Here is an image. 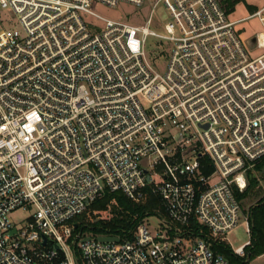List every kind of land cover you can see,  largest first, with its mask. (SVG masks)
<instances>
[{
    "label": "built area",
    "instance_id": "built-area-1",
    "mask_svg": "<svg viewBox=\"0 0 264 264\" xmlns=\"http://www.w3.org/2000/svg\"><path fill=\"white\" fill-rule=\"evenodd\" d=\"M122 2L162 4L164 33L151 16L136 25L94 9ZM0 7L21 24L0 29V264H79L77 251L81 264H230L213 245L238 224L236 190L264 160V30L244 40L236 26H264V5L238 20L221 0ZM149 36L166 41L164 72L146 54ZM107 190L156 196L159 230L143 218L119 242L75 234ZM17 209L29 213L21 228Z\"/></svg>",
    "mask_w": 264,
    "mask_h": 264
},
{
    "label": "rangeland",
    "instance_id": "rangeland-1",
    "mask_svg": "<svg viewBox=\"0 0 264 264\" xmlns=\"http://www.w3.org/2000/svg\"><path fill=\"white\" fill-rule=\"evenodd\" d=\"M249 5H253L257 7V10L264 5V0H245L237 3L235 9L228 13L229 17L232 20L243 19L250 14L254 13ZM95 11L105 17L112 19H125L132 24L136 25H147V20L151 16L152 22L149 24V28L151 30L156 31L157 33H164V23H166L170 17L166 8L160 4L154 8L151 13L152 6L142 5L138 6L131 3L122 2L116 7H110L107 5L99 4L95 8ZM84 18L87 21H94L98 25H102L101 20L84 14ZM2 28H12V29H21V24L19 19L14 14V12L10 8H1L0 7V29ZM237 30L240 33V36L245 40L247 38L255 36L259 31L264 30L263 23L261 22L259 17H253L246 19L236 26ZM166 41H162L157 36H149L147 45H146V54L149 57L150 61L154 63L157 68L164 72L167 68L168 58L166 55L161 54L166 47ZM262 49H255L252 53L254 55H258L262 53ZM259 184L254 187L251 195L245 200L242 201V214L240 215V220L238 224L231 230H229L225 239L226 242L231 246L233 250L244 246L248 241L251 240V233L248 231V226L246 222L245 216L248 214V210L251 205L255 204L258 199L264 196V177L259 175ZM29 213L22 210L17 209L12 211L9 215L11 221L17 225L19 228L24 226L27 223V217ZM95 217L96 220L100 218H108L109 213L107 212H99L94 213L90 210L88 214V221H92ZM146 224L149 225L152 231L159 230L160 226V217L156 213L147 214L143 220ZM86 236H97L92 230L86 229L83 233V237ZM249 264H264V254L253 258Z\"/></svg>",
    "mask_w": 264,
    "mask_h": 264
},
{
    "label": "trees",
    "instance_id": "trees-1",
    "mask_svg": "<svg viewBox=\"0 0 264 264\" xmlns=\"http://www.w3.org/2000/svg\"><path fill=\"white\" fill-rule=\"evenodd\" d=\"M245 0H221L223 7L227 13H231L237 3ZM254 12L256 6L249 5ZM264 171V160L258 164L257 173ZM264 177V173L262 174ZM248 186L240 192L236 190L237 197L241 201L247 199L251 195L255 186L259 184V176L250 172L248 176ZM161 208L160 200L150 194L145 203H137L127 197L121 191L105 192L101 198L93 201L89 207V211H99L109 213L108 218H100L92 221L86 220L87 212L81 214L74 219V233H84L86 229L92 230L97 235H113L119 236L122 240L133 237L134 230L139 221L147 214L154 213L155 209ZM248 217L251 227L250 244L244 247V255H238L226 241L215 242L213 248L216 252L223 254L230 264H249V262L260 255L264 254V196L251 205L248 210ZM78 261L81 264L79 252L77 251Z\"/></svg>",
    "mask_w": 264,
    "mask_h": 264
},
{
    "label": "water",
    "instance_id": "water-1",
    "mask_svg": "<svg viewBox=\"0 0 264 264\" xmlns=\"http://www.w3.org/2000/svg\"><path fill=\"white\" fill-rule=\"evenodd\" d=\"M254 41L255 39H251L250 41V44L252 46H254ZM264 173L263 172H259L257 174H255V177H258L259 175H262ZM13 232H15V230H13ZM90 237H86V239H89ZM98 239L102 240V241H115V242H119L121 240V238L119 236H111V235H101V236H98Z\"/></svg>",
    "mask_w": 264,
    "mask_h": 264
}]
</instances>
